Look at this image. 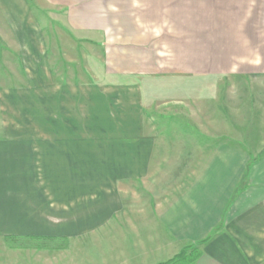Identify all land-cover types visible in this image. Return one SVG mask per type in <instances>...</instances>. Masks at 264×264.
Returning <instances> with one entry per match:
<instances>
[{
  "label": "crops",
  "instance_id": "1",
  "mask_svg": "<svg viewBox=\"0 0 264 264\" xmlns=\"http://www.w3.org/2000/svg\"><path fill=\"white\" fill-rule=\"evenodd\" d=\"M92 6L101 16L109 13L115 35L127 37L125 45L114 48L122 67L116 70L134 78L124 90H105L89 82L94 101L103 105L105 101L108 107L107 100L117 95L126 101L117 107L126 110L127 124L110 130L122 132L118 136L142 131L138 114L145 106L144 95L135 84H142L152 69L186 68L195 74L238 78L239 83L251 86L252 91L224 93L221 98L212 94L206 108L207 126L219 135L231 125L240 139L250 140L251 147L260 150L247 173L251 158L238 141L208 140L206 155L192 158L196 166L190 181L184 182L183 174L176 171L173 186L168 189V183L161 182L158 191L152 192L146 187L151 170L168 158L150 155V141L88 143L59 134L65 129L52 130L62 138L0 141L4 158L10 156L11 144L17 158L34 152V179L37 164L58 167L42 179L56 180L49 191L51 202L62 206L57 213L61 218L41 226L54 233L32 236L49 237L48 243L60 245L63 264H162L187 246L198 255L193 264L263 263L264 0H0V55L27 51L34 62V19L40 20L43 13L53 17L56 8H61L68 19L80 20ZM65 48V44L55 43L49 51L57 53L54 60L65 64ZM77 48L73 45L80 63ZM22 56L19 54V60L29 58ZM60 81L55 82L53 106L63 107L62 100L73 99V108H81L87 94L81 82L86 81ZM73 116L79 123L81 116ZM135 180L141 181L142 193L129 187ZM55 210L49 211V217L55 216ZM43 221L46 223L44 217Z\"/></svg>",
  "mask_w": 264,
  "mask_h": 264
},
{
  "label": "rangeland",
  "instance_id": "2",
  "mask_svg": "<svg viewBox=\"0 0 264 264\" xmlns=\"http://www.w3.org/2000/svg\"><path fill=\"white\" fill-rule=\"evenodd\" d=\"M93 7V10L82 13L80 20L73 16L68 19L61 8H56L53 17L43 13L40 20L34 19V62L31 53L27 51L19 53L22 57L29 55L26 61L19 60L18 52H2L0 141L34 142V139L62 138V135L88 143L114 139L150 141V155L168 158L167 163L153 166L157 171L151 170L146 187L152 192L158 191V184L161 182L166 181L168 189L173 186L176 171L183 174L184 182L190 181L191 169L196 166L191 163L192 158L206 155L208 140L214 143L220 140L228 144L230 141H238L241 150L245 148L250 156V162H254L255 153L260 149L251 147L250 140L240 139L239 132L234 130L236 128L227 125V131L217 135L214 128L208 129L207 126L206 108L212 94L220 95L221 98L225 97L221 96L224 93L252 91L249 84L239 83L238 78L195 74L186 68H167L161 71L152 69L151 73L145 75L142 84L134 83L144 95L142 102L145 106L138 114L142 131L134 136H118L122 132L110 130L127 124L126 110L121 109V112L117 107L126 101L123 95L107 100L110 102L109 107L105 101L104 105L101 101H94L90 97L89 82L100 84L105 90H124L134 78L116 70L121 67V62L114 57L117 54L114 48L116 50V46L125 45L127 37L115 35L110 20L107 19L109 13L101 16L100 11ZM55 43L68 47L64 52L68 59L65 64L59 59L54 60L52 56L57 53L49 51ZM73 45L80 47L77 48L81 50L80 63L75 59L78 52L73 51ZM64 78L66 81H86L81 82L87 90L86 100L81 101V108H73V99L62 100L63 107L53 106L54 91L58 85L55 82H61ZM65 85L69 87L71 83ZM93 103L99 105L94 107ZM77 104L79 103L75 105ZM75 113L81 116L79 123L73 116ZM63 129L65 130L60 131ZM52 130H59L62 135ZM250 135L253 137L255 134ZM12 145L8 149L10 156L4 158L0 155V264H63L62 249L58 247L60 245L55 247V243H44L46 247H41L43 250H40L34 248L37 247L34 240L28 239L38 232L54 233L52 229L45 230L41 226L47 225L49 219L56 222L61 218L57 213H61L62 206L51 202L49 191L57 184L56 180L42 179L48 173L58 171V167L39 163L35 167L37 176L34 179V152L33 155L30 154L32 156L20 159L15 156L17 153ZM24 150L32 151L31 148ZM253 166L254 163L249 169ZM104 182L107 184L109 181ZM140 182L132 181L129 187L142 193ZM61 183L62 181L60 185ZM42 187L45 188L43 191L40 190ZM153 200L152 194V204ZM50 210H55V216L49 217ZM43 217L46 223H43ZM55 231L60 234L64 232ZM46 248H51L52 251H45Z\"/></svg>",
  "mask_w": 264,
  "mask_h": 264
},
{
  "label": "trees",
  "instance_id": "3",
  "mask_svg": "<svg viewBox=\"0 0 264 264\" xmlns=\"http://www.w3.org/2000/svg\"><path fill=\"white\" fill-rule=\"evenodd\" d=\"M252 163L250 162L248 164V171L249 172V166H251ZM246 173L244 179L247 178L248 174ZM243 185H241L239 188L241 189ZM28 239L34 240V245L41 247L44 246V243L48 244L49 237H29ZM206 240L205 242H207ZM192 246L185 247L178 255H176L173 259L169 260L168 262L162 263V264H193L198 257L196 250H191Z\"/></svg>",
  "mask_w": 264,
  "mask_h": 264
}]
</instances>
